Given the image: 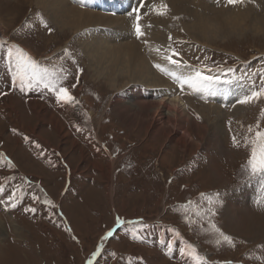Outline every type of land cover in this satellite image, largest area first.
I'll list each match as a JSON object with an SVG mask.
<instances>
[{
    "label": "rangeland",
    "instance_id": "1",
    "mask_svg": "<svg viewBox=\"0 0 264 264\" xmlns=\"http://www.w3.org/2000/svg\"><path fill=\"white\" fill-rule=\"evenodd\" d=\"M205 1L182 0L179 8H199L206 5ZM207 1L210 10L205 16L214 18L216 13L211 11L217 6V13L225 14L221 21L211 22L209 29L235 28L234 33L227 38L188 36L181 28L190 26L191 21L179 14L177 20H170L168 35L186 42L175 45L182 59L203 66L207 55L212 74L221 76L217 84L237 83L244 96L253 83L247 77L264 70V31L250 18L234 22L232 15L238 12L235 6ZM256 1L250 4L258 7L255 12L259 17H264V0H258L262 6ZM35 3L0 0V40L17 44L43 64L62 63L65 68L69 64L61 53L67 47L76 61L70 70L75 73L77 67L81 69L77 87L71 89L79 103L66 106L58 104L46 90L22 92L13 87L2 59L5 49L0 46V184L4 188L0 197L5 201L13 193L23 197L15 209L0 204V264H86L89 258L93 264H195L193 257L180 254V249L189 244L195 249L194 255L203 258L202 264H264V173L252 175L247 164L257 124L264 130L260 113L264 102L241 105L240 112L233 116L227 102L213 97L203 101L177 89L188 116L199 128L210 125L199 115V103H221L225 117L221 126L226 133L220 146L224 155L218 147H211V130L204 135L201 129L187 126L189 141L181 149L176 143L174 146L164 141L162 135L155 139L154 131L147 132L146 123L114 113L116 100H121L119 93L130 92L133 84L124 87L123 79H118L119 85L114 88L116 85L108 80L94 77L79 46L87 35L59 30ZM39 19L49 22L53 32L37 26ZM98 31L96 43L103 45L108 39L112 40L110 44L121 43V39ZM166 43L168 46L170 42ZM189 43L202 50L189 47ZM227 67L234 72H220ZM72 82H76L74 77ZM259 83L256 79V87ZM209 117L214 120L213 113ZM233 136L239 147L233 145ZM211 164L221 174L216 180L210 174ZM202 192L214 199L219 195L213 205L219 209L214 222L234 239V245L223 242L208 227L207 216L201 219L196 215L198 209L209 207L201 199ZM45 199L55 208L45 205ZM189 202L190 206L182 207ZM30 207L36 212L25 211ZM231 207L235 208L234 216L242 212L244 224L231 222L227 215ZM116 217L124 223L115 226ZM137 221L140 223H134ZM109 229H113V235L103 239ZM163 242H174L176 247L169 249ZM97 245L100 255L92 257Z\"/></svg>",
    "mask_w": 264,
    "mask_h": 264
},
{
    "label": "bare ground",
    "instance_id": "2",
    "mask_svg": "<svg viewBox=\"0 0 264 264\" xmlns=\"http://www.w3.org/2000/svg\"><path fill=\"white\" fill-rule=\"evenodd\" d=\"M179 1L181 2L182 0ZM179 1L156 0L152 2V0H148L149 3H155L157 5L161 2L166 3L168 5V12L162 17L156 16L155 14L144 16L141 27L145 31V36L142 40L138 41H136L137 39L133 31V17L130 15L137 6V0H84L83 6L72 3L71 0H36L35 4L42 9L51 23L61 31L65 30L67 33L72 34L74 32L83 33L86 29H91L87 33V36L84 37L85 39H82L79 46L83 52L82 54L88 60V68L94 77H102L104 80H108L109 83L115 85L118 79H123L124 87L133 84L130 87L133 90H130V92L126 91L129 92L127 99L126 92L119 93V98L121 100L125 99V101L116 100V105L113 108L114 113L119 112L120 116L121 114L123 115V118L137 119L144 125L146 123L147 132L154 131L155 139L162 135L164 141L169 144L176 143L178 144L177 146H180V149L182 145L188 144L189 141V136L185 131L187 126L201 129L204 135L207 130H211L213 131V141L210 142L212 143L211 147H218L219 151L224 155V150L220 146L222 145L221 136L226 131L221 126L224 124L222 120L225 118L224 111L220 108L221 103L205 102L202 104L198 101L200 106H202L199 110V115H203L208 123H210L207 128H199L193 119L188 116V111L182 98L176 94V91H178L177 86L152 66L154 63H161L164 67L172 68L160 56H157L152 51V48L159 47L163 51L167 47L166 42L170 35V33L168 35L169 27L171 26L170 20L179 14H184L182 15L183 17L186 15L190 19L188 21H191L190 26L187 24V27L181 28L184 31L186 30L185 32L188 36L193 35L196 37L198 35L199 37V35H212L216 38H227L236 30L235 28L225 27L216 28L215 30L209 29L211 22L221 21L225 16L223 12L217 13L219 12L218 6L215 10L211 11L212 13H216V15H212L214 18L205 16V13L209 14L206 12V10H210V7L208 8L207 6L209 1L206 0V5L200 6L199 8H194L198 6H189L181 10L179 8V5H181ZM222 1L223 3L221 5L227 3V0H220V3ZM192 2L194 4V1ZM212 2L216 5L215 0ZM256 2L259 4L258 6L261 5V2H258V0ZM250 3L247 2L246 4L235 6L238 12L232 15L234 22L243 23L244 18H250L254 20V24L258 23L257 25L260 27V30L264 31V17H259L260 15L255 12V9L258 7H252ZM96 7L101 11H93ZM119 8L121 9L119 10ZM261 8L264 11V6ZM144 11L147 10L145 9ZM107 12L110 13L108 14ZM118 14L122 17H117ZM113 16L116 17L112 18ZM173 21L176 23L175 20ZM177 26L179 25L177 24ZM183 26H186V24ZM175 28L177 27L175 26ZM98 30H103L101 31L103 35L111 36L117 40L121 39L119 41L121 43L118 45L110 44L112 42L111 39H108L107 42H102L103 45L96 43L95 41L99 38L98 34H100ZM0 38H3L1 26ZM145 40L148 42L147 44L144 43ZM139 52H145V57L141 56V54L139 55ZM118 85L114 88L118 87ZM137 85H142L143 87ZM240 86L243 88L241 83ZM185 90L193 95V97L195 96L197 99L203 101L210 100L208 98L213 97L222 101L223 104L227 102L226 106H230V115L237 116L240 112L241 105L238 102L234 103V100L238 101L241 99L243 90H239L237 83L212 84L207 92H191L187 88ZM163 92H174L175 94L164 95L162 94ZM238 94H240V97ZM202 96L204 97L203 99L201 98ZM231 99L232 101L229 103ZM212 113L214 120L209 119V114ZM207 155L210 156L209 154ZM213 165L211 164L210 166V174L216 180L220 173L217 170V166L214 167ZM107 168L111 170L109 166ZM234 211V207H231L230 211L227 210V215L231 219V222L233 224H244L245 221L241 216L243 215L242 212L240 211L237 216H234ZM245 213L247 214L248 210Z\"/></svg>",
    "mask_w": 264,
    "mask_h": 264
},
{
    "label": "snow or ice",
    "instance_id": "3",
    "mask_svg": "<svg viewBox=\"0 0 264 264\" xmlns=\"http://www.w3.org/2000/svg\"><path fill=\"white\" fill-rule=\"evenodd\" d=\"M72 3H77L80 6H83L84 0H71ZM246 0H227L228 6H236L240 4H244ZM251 2V0H248ZM216 4L220 3V0H215ZM147 11H144V10ZM168 12V5L166 3H159L158 5L155 3H149L148 0H137V6L134 8L133 12L130 15L133 17V31L135 38L137 40H142L145 36V31L142 29L141 24L143 17L149 14H155L156 16H165ZM175 19V17H174ZM37 26L43 27L49 33L53 32V27L49 22H46L43 19H39V23ZM91 29H86L81 35H87ZM183 31V29H181ZM168 41L170 42L166 48L161 50L159 47L152 48V51L160 56L163 61H165L168 65H171L172 68L164 67L161 63H154L152 66L158 70L163 76L169 78L174 85L179 89L180 94H184L185 89L187 88L191 92H207L209 87L212 84L219 83L221 81V76L219 74L213 75L212 69L208 67L207 61L211 58L205 55L203 57L204 64L203 66L190 64L188 60H184L181 58V52L177 49L175 45H184L185 41L175 40L171 35L168 36ZM145 44L148 42L145 40ZM0 46L4 47V56L2 59L4 60L6 67L10 73L11 77V85L13 87H18L20 91H24L25 89L33 90V89H43L51 93L58 104H63L66 106H76L79 101L72 94L71 89H75L80 79V68L75 69V73H73L70 68L71 65L76 64V61L71 58L70 51L67 47L62 50L61 56L62 58L68 62L69 68H65L64 64H43L39 60L34 59L32 55L29 54L28 51H25L24 48L18 46L15 43H8L7 41L0 40ZM189 47H197L198 51H201L198 46L188 44ZM206 51V50H204ZM199 61L200 57H196ZM174 69V70H173ZM208 74H205V73ZM221 73H233L234 69L232 67H227L226 69L221 68ZM73 77L76 82H72ZM247 79L252 80V87L248 94H245L242 99H239L237 102L240 105H249L254 101L264 102V70H261L258 73L250 74ZM259 80V87H256L255 80ZM228 81H225L227 83ZM68 86H65V85ZM164 95H174V92H163ZM204 98L203 96L201 97ZM262 116H264V109L260 110ZM248 131L251 133L253 129L250 127ZM28 138L25 137V140ZM247 139V138H246ZM233 145L239 147V143L235 136L232 137ZM3 158V154L0 153V159ZM247 164L250 167L251 174L257 175L260 173H264V130L260 129V125L257 124L256 131L254 133V138L251 139V152L250 156L247 160ZM9 167H11V163L9 162ZM4 192V188L2 184H0V193ZM201 199L206 200L209 207L204 209L203 211L197 210L196 215L203 219V217L207 216V224L208 227L218 233L220 237H222V241L226 242L229 245H234V239L226 235L224 232L220 230L218 227L217 220L219 209L213 207L215 201L220 197H214L210 195H206L205 193H200ZM23 197H17L15 193L12 195H8L7 200H3L0 197V204H6L8 207L13 209L17 208L18 202L22 201ZM33 200L39 202L36 196L32 197ZM45 205L49 207L55 208V205L51 200L45 199L43 201ZM191 205H182V207H188ZM26 212L35 213L36 208L30 207L25 208ZM124 221L121 220L120 217H116L114 220L115 226H120ZM140 223V222H134ZM141 227H146V225L141 224ZM113 235V229H109L106 233V236L103 239L111 237ZM137 238V237H134ZM73 239H75L73 237ZM221 243L220 240H217V244ZM171 242L168 243V248L171 249ZM101 247L99 245L96 246V250L92 253V257H97L100 255ZM195 249L192 245H187L180 249L181 255H188L193 257L195 264H202L203 258L198 255H194ZM86 264H93L91 258L87 259Z\"/></svg>",
    "mask_w": 264,
    "mask_h": 264
}]
</instances>
